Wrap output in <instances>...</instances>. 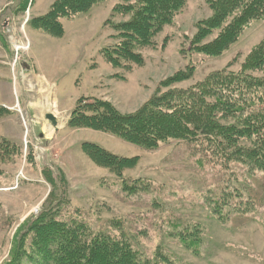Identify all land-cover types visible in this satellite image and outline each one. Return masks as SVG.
<instances>
[{
  "label": "rangeland",
  "instance_id": "rangeland-1",
  "mask_svg": "<svg viewBox=\"0 0 264 264\" xmlns=\"http://www.w3.org/2000/svg\"><path fill=\"white\" fill-rule=\"evenodd\" d=\"M53 2L0 0V111L5 108L0 137L21 151L0 155V264L10 261L25 220L49 204H61L64 218L83 217L94 231L118 234L121 227L148 257L161 248L176 264H264L263 172L250 173L236 163L227 171L215 162L202 164L201 154L187 142L172 140L145 149L92 128L68 127L81 97L106 100L127 114L153 96L161 81L189 64L195 67L193 77L176 87H189L215 70L238 71L264 39V19L251 22L222 55L209 57L192 52L190 45L197 23L213 12L205 0H187L153 45L137 51L141 62L114 67L101 51L119 42L113 26L129 19L112 15L118 0L61 19L62 37L30 24ZM48 113L57 117L56 127L46 118ZM83 142L120 156H138L137 166L124 176L129 183L138 178L149 181V191L126 194L116 175L82 152ZM51 171L54 182L49 179ZM227 186L241 195L230 203L239 202L242 209L248 204L249 210L225 208L218 218L212 212L213 200ZM187 226L201 229L198 252L168 235L171 229Z\"/></svg>",
  "mask_w": 264,
  "mask_h": 264
},
{
  "label": "trees",
  "instance_id": "trees-1",
  "mask_svg": "<svg viewBox=\"0 0 264 264\" xmlns=\"http://www.w3.org/2000/svg\"><path fill=\"white\" fill-rule=\"evenodd\" d=\"M105 1L108 0H55L45 15L31 19L30 24L62 37L65 29L61 19H73ZM205 1L213 14L196 25L190 49L198 54L222 55L251 22L264 19V0ZM186 3L187 0H118L112 15L129 19L113 26L119 42L101 51L105 60L114 67L123 62H141L137 51L152 46L154 38L174 22ZM194 72L192 64L176 71L161 81L155 94L132 113H121L103 99L81 97L68 127L92 128L145 149H156L172 140L187 142L201 154L202 164L215 162L227 171L230 164L236 163L250 173H264V39L252 49L238 71L228 67L215 70L189 87H176L191 79ZM1 110L0 116L5 108ZM81 150L94 164L116 175L126 194L148 192L151 188L149 181L138 178L129 183L124 176L126 170L137 166L138 156H120L92 142H83ZM4 152L21 153L17 145L0 137V155ZM49 174L54 182V173ZM220 192L212 207L218 218L224 216L225 208L249 210L248 204L242 209L239 202L230 203L241 195L234 194L229 186ZM62 211L61 204H49L27 218L17 232L11 259L6 264H176L161 248L152 257L146 256L121 227L117 228L118 234L94 231L83 217L73 214L64 218ZM200 230L187 226L171 229L168 235L198 252L202 244Z\"/></svg>",
  "mask_w": 264,
  "mask_h": 264
},
{
  "label": "water",
  "instance_id": "water-1",
  "mask_svg": "<svg viewBox=\"0 0 264 264\" xmlns=\"http://www.w3.org/2000/svg\"><path fill=\"white\" fill-rule=\"evenodd\" d=\"M46 118L51 121L52 125L55 127L58 125L57 117L53 113H48Z\"/></svg>",
  "mask_w": 264,
  "mask_h": 264
}]
</instances>
